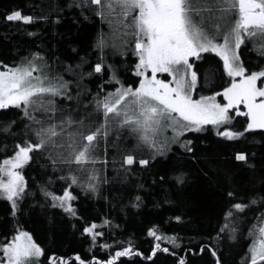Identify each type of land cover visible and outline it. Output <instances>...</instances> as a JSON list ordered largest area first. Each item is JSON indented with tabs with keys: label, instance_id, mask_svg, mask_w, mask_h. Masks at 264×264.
<instances>
[{
	"label": "snow or ice",
	"instance_id": "1",
	"mask_svg": "<svg viewBox=\"0 0 264 264\" xmlns=\"http://www.w3.org/2000/svg\"><path fill=\"white\" fill-rule=\"evenodd\" d=\"M65 12H78L85 19V13H91L108 25V33H101L93 44L95 60L80 56L73 47L74 60L36 50L12 65L0 61V116L15 115L0 119V135L14 138L11 154L0 159V198L9 203L14 220L29 199L33 207L59 209L83 220L75 189L86 197L99 195L101 185L108 181L96 165L108 163L109 150L115 153L114 166L127 178L136 174V167L148 169L160 159L166 163L174 148L188 161L200 163L196 139L206 132L214 130L215 137L227 141L247 133L264 135V0H67L63 6L53 2L39 15L15 9L3 19L24 25H59L68 19ZM79 16L71 19L78 21ZM249 44L261 63L249 66L243 61L241 49ZM206 54L218 58L215 69L201 67ZM116 57L134 77L133 83L122 80L120 67L109 62ZM160 74L170 78L162 79ZM216 79L226 80V86L217 85ZM93 81H99L95 91L89 87ZM198 89L208 94L197 96ZM237 116L246 120L242 130L231 127ZM234 160L255 167L247 151L235 152ZM33 164L41 176L36 185L43 203L25 176V169ZM184 168V164L175 165L170 177H158L159 184L183 188L190 179ZM61 182L66 186L58 193L53 185ZM142 189L138 185L130 195L131 207L142 206ZM226 195L235 198L236 192L228 190ZM256 203V197L248 203H230L216 235L188 248L177 264H189L188 253L206 252L213 264H223L219 241L224 236L237 239L241 214ZM171 219L181 222L183 217ZM105 227H112L107 218L81 226L90 249L116 245L108 259L93 256L89 262L79 253L73 257L48 254L17 221L10 236L0 240V264H42L44 260L48 264H116L122 257L144 256L131 241L127 246L115 240L101 243ZM147 234L153 243L145 259L152 260L158 252L177 256L174 249L181 247V241L176 234L163 233L157 225L148 228ZM248 235L252 242L244 264H264V222L249 228ZM162 241L172 247H162Z\"/></svg>",
	"mask_w": 264,
	"mask_h": 264
},
{
	"label": "trees",
	"instance_id": "2",
	"mask_svg": "<svg viewBox=\"0 0 264 264\" xmlns=\"http://www.w3.org/2000/svg\"><path fill=\"white\" fill-rule=\"evenodd\" d=\"M53 2L63 6L67 0H0V61L12 65L36 50L45 51L49 55L55 53L61 59L74 60L75 54L71 51L73 47L79 50L80 56L87 55L91 60L96 59L93 44L101 33L107 34L109 29L108 25L94 14L85 13L88 17L85 19L79 16L78 12H65L64 15L68 19L59 25L44 22L24 25L3 19L6 12L15 9H21L24 14L39 15L42 10L46 12ZM73 15L79 16L78 21L71 19ZM28 32H36L37 35L29 36ZM242 55L249 66L261 63L259 56L252 51L244 49ZM206 56L207 59L201 67L215 69L218 58L212 54ZM109 62L120 67L122 80L133 83L134 77L125 70L119 57ZM216 75L219 73L216 72ZM217 81L219 82V79H216L215 83ZM97 83L99 81H93L89 83V87L95 91ZM221 84L226 86V80ZM196 94L198 96L208 93L205 89H198ZM14 118V114L0 116V119ZM245 124V118L238 116L232 127L242 130ZM189 138L195 139L190 134ZM13 144L14 138L5 139L0 135V159L11 154ZM196 145L197 156L201 158L198 164L183 158L184 153L179 148H174L166 163L160 159L148 169L136 167V174L127 178L119 171L118 166H114L112 160L115 153L109 150L108 163L103 167L100 163L96 165L102 169L108 181L101 185L99 195L86 197L79 189H75V193L80 196L76 206L83 220L69 217L59 209L42 210L38 206L33 207L31 199L23 206V213L14 220L10 216L9 203L0 199V240L10 236L14 224L18 221L19 226L30 231L48 254L73 257L75 253H79L89 262L93 256L106 260L110 254H114L116 245L111 249H90V241L81 235V226L85 221L96 220L100 223L107 218L112 222V227L103 229L105 236L101 238V243L112 244L115 240L120 245L127 246V242L131 241L144 253L143 257H122L116 264H177L178 257L185 255L188 248L207 243L208 237L216 235L225 223L224 213L230 203H248L250 198L256 197L257 203L249 204L241 214L237 239L233 241L224 236L218 245L223 264H244L248 245L252 242L248 229L253 225L258 228L259 224L264 222V199H261L264 198V135L259 132L247 133L239 140L227 141L215 137L214 131H211L200 134ZM128 146L131 147V144ZM237 151H247L249 163L255 167L235 161L234 153ZM104 154V147L101 145V159ZM177 164H184V170L190 173L188 184L181 189H175L168 183L159 184L158 177H170L171 169ZM38 173L36 164L25 169V176L32 190L37 192V199L43 203L36 185V181L41 180ZM138 185H143V189L139 191L143 196V204L139 209L129 205L130 195L135 194ZM64 186L66 185L61 182L53 185V190L62 193ZM129 189L133 191L130 192ZM228 190L235 191L236 197H227ZM176 215L182 216L183 220H172L171 217ZM153 225H157L163 233L176 234L179 237L181 247L174 249L177 252L176 257L158 252L152 260L145 259L151 254L153 243L147 229ZM161 243L162 247H172L167 241ZM187 260L189 264H213L207 252L196 256L188 253ZM42 264H48L47 260L42 261Z\"/></svg>",
	"mask_w": 264,
	"mask_h": 264
},
{
	"label": "rangeland",
	"instance_id": "3",
	"mask_svg": "<svg viewBox=\"0 0 264 264\" xmlns=\"http://www.w3.org/2000/svg\"><path fill=\"white\" fill-rule=\"evenodd\" d=\"M212 55H214V54H212ZM160 76H161V78L162 79H169L170 77H168L167 76V74H160ZM218 82V81H217ZM217 82H216V84H217ZM221 83H223V81L222 80H219V82H218V84L217 85H219V84H221ZM195 95H197V94H195ZM218 99H220L221 100V102H224L223 100H222V98L221 97H218ZM238 117V116H237ZM237 117H235V119H234V121L236 120V118ZM234 121H233V123H234ZM233 123H232V125H233ZM232 125H231V127H232ZM214 131V130H213ZM169 136L171 135V130H168V133H167ZM125 139H126V142H127V137H125ZM0 199H2V200H4L3 198H0Z\"/></svg>",
	"mask_w": 264,
	"mask_h": 264
},
{
	"label": "flooded vegetation",
	"instance_id": "4",
	"mask_svg": "<svg viewBox=\"0 0 264 264\" xmlns=\"http://www.w3.org/2000/svg\"><path fill=\"white\" fill-rule=\"evenodd\" d=\"M247 50L248 52H250V51H252L254 54H256V56H258V54L257 53H255L254 51H253V49H252V45L251 44H249L248 45V47H242V49H241V56H242V59H243V61L245 62V64H246V61H245V59H244V57H243V55H242V51L243 50ZM248 58V57H247ZM253 60H255V59H253ZM249 64H251V63H249ZM247 65V64H246Z\"/></svg>",
	"mask_w": 264,
	"mask_h": 264
}]
</instances>
